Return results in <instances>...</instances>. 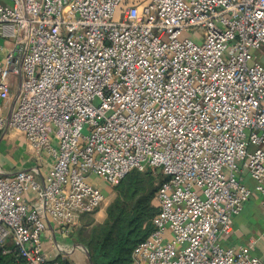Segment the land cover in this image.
Returning a JSON list of instances; mask_svg holds the SVG:
<instances>
[{
  "label": "built area",
  "instance_id": "2783aa9c",
  "mask_svg": "<svg viewBox=\"0 0 264 264\" xmlns=\"http://www.w3.org/2000/svg\"><path fill=\"white\" fill-rule=\"evenodd\" d=\"M3 49L0 131L49 158L41 181L0 172L15 264H74L57 235L105 205L89 175L145 167L159 210L129 264H264L228 244L246 200L264 210V0H0Z\"/></svg>",
  "mask_w": 264,
  "mask_h": 264
},
{
  "label": "trees",
  "instance_id": "16d2710c",
  "mask_svg": "<svg viewBox=\"0 0 264 264\" xmlns=\"http://www.w3.org/2000/svg\"><path fill=\"white\" fill-rule=\"evenodd\" d=\"M163 178L159 170L132 168L114 185H108L112 196L105 204L104 217L98 222L90 217L87 229L77 226L70 233L86 249L89 264H129L136 245L153 230L151 219L159 210L155 193ZM15 262L13 253L0 250V264Z\"/></svg>",
  "mask_w": 264,
  "mask_h": 264
},
{
  "label": "crops",
  "instance_id": "0c3cea01",
  "mask_svg": "<svg viewBox=\"0 0 264 264\" xmlns=\"http://www.w3.org/2000/svg\"><path fill=\"white\" fill-rule=\"evenodd\" d=\"M4 51L5 49L0 50V58ZM14 93L15 91L11 89L9 103H12ZM48 160V157L38 159L25 136L19 131L11 128L0 131V172L10 173L16 169L36 167L37 171L34 172V176L37 181H41L49 166ZM90 181L94 183V179L91 178ZM247 181L251 183V180L247 179ZM20 197L29 201L34 197V192L29 189ZM258 202V196L253 194L242 204L240 216L238 221L233 220L234 229L228 239V244H252L256 254L264 252V213L259 211L261 207ZM45 240L44 238V243L47 244Z\"/></svg>",
  "mask_w": 264,
  "mask_h": 264
},
{
  "label": "rangeland",
  "instance_id": "374dc122",
  "mask_svg": "<svg viewBox=\"0 0 264 264\" xmlns=\"http://www.w3.org/2000/svg\"><path fill=\"white\" fill-rule=\"evenodd\" d=\"M1 1H5V0H1ZM180 36L181 37L187 36V37L193 38L194 40H197V41L199 39L198 32L196 29L183 30L181 32ZM261 55H262V53H261ZM263 55H264V53H263ZM262 61L264 62V57L262 58ZM11 81H12V86H13L12 90L15 91L17 89V86H18V79L16 76L13 75V76H11ZM84 132H86L85 128L83 130V133ZM88 178H89V181L91 180V178L94 179V184L99 189H101L103 192H105V191L107 192V196H106V203H107L112 196L111 192L108 193V191H110V190H108V184L106 182H104L101 177L96 176L94 174H90ZM104 206L105 205L101 206L102 207L101 210H98L95 213H87V215L81 219V221L79 222V224L77 226L82 227L83 229H87L89 227V225H85V224L90 217H92L93 222L100 221L104 217ZM259 209H260L259 211L264 213V210H262L261 208H259ZM244 212H246V211H244ZM239 216H240V214H238L236 217H234L233 220L236 221V219H237V221H238ZM57 241L60 243H63V244H67L68 246H70V245L72 246L71 247L72 249L70 251L68 259H70L74 264H89L86 249L81 244L76 242L74 236H71V234H68V236L57 235ZM78 246L81 247L83 251H81L80 248H78Z\"/></svg>",
  "mask_w": 264,
  "mask_h": 264
}]
</instances>
